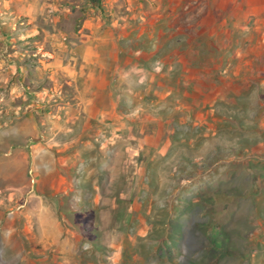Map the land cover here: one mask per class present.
<instances>
[{"label": "rangeland", "instance_id": "obj_1", "mask_svg": "<svg viewBox=\"0 0 264 264\" xmlns=\"http://www.w3.org/2000/svg\"><path fill=\"white\" fill-rule=\"evenodd\" d=\"M263 0H0V264H264Z\"/></svg>", "mask_w": 264, "mask_h": 264}, {"label": "crops", "instance_id": "obj_2", "mask_svg": "<svg viewBox=\"0 0 264 264\" xmlns=\"http://www.w3.org/2000/svg\"><path fill=\"white\" fill-rule=\"evenodd\" d=\"M262 2H263V4H264V0H263Z\"/></svg>", "mask_w": 264, "mask_h": 264}]
</instances>
